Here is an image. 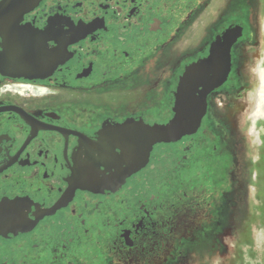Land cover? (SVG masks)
<instances>
[{
	"label": "flooded vegetation",
	"instance_id": "flooded-vegetation-1",
	"mask_svg": "<svg viewBox=\"0 0 264 264\" xmlns=\"http://www.w3.org/2000/svg\"><path fill=\"white\" fill-rule=\"evenodd\" d=\"M53 32L66 45L54 53ZM213 47L228 52L227 74L184 98L185 120H200L141 156ZM263 69L264 0H0V197L36 209L24 231L0 235V264L227 257L253 211ZM120 121L139 126L137 155L94 179L100 133Z\"/></svg>",
	"mask_w": 264,
	"mask_h": 264
},
{
	"label": "rangeland",
	"instance_id": "rangeland-1",
	"mask_svg": "<svg viewBox=\"0 0 264 264\" xmlns=\"http://www.w3.org/2000/svg\"><path fill=\"white\" fill-rule=\"evenodd\" d=\"M262 74L261 83L264 86V69ZM258 101L260 109L252 112L251 120L258 128L250 129L254 144L252 159L255 162L253 211L248 215L244 231L239 233L236 245L232 246L227 257L222 255V259L214 256L211 258L207 254L199 262L195 260L196 264H264V87Z\"/></svg>",
	"mask_w": 264,
	"mask_h": 264
},
{
	"label": "water",
	"instance_id": "water-1",
	"mask_svg": "<svg viewBox=\"0 0 264 264\" xmlns=\"http://www.w3.org/2000/svg\"><path fill=\"white\" fill-rule=\"evenodd\" d=\"M211 57L205 61H202L201 63L191 67L188 72L183 77L178 94H177V105H176V112L181 113V117L178 120H172L168 126L166 127H157L153 128L151 130V136H148L149 142L142 141L141 148L139 154L148 156L149 151L152 147V144L155 142H159L162 140L165 141H175L179 138H181L185 133H188L190 129H192V126L195 124V122L200 120L201 116H198V118L192 116L191 120L186 121L184 118V111L183 107L187 105L188 103H185L184 98L189 95H195L197 92H200V95H203L210 89H212L214 86L218 85L222 82L223 76L227 74V68H228V61L226 62L225 56H228V52H225L224 50L221 51V53H218L215 51V48L213 47L211 51ZM217 60H219L217 62ZM220 64L222 67L220 69L215 70L214 72H211L210 69L212 65ZM227 67V68H225ZM214 73V76L212 79L208 76L209 74ZM199 76V77H198ZM202 88V91L200 89ZM198 105V104H196ZM164 128H171V132H162L159 131L160 129ZM137 165L128 166L126 169V175H130L131 173L137 171L139 169V163L140 159L138 160ZM9 204H16V205H22L24 207L27 206L25 202L22 201H8ZM28 227V224L24 220H19L13 216L5 215V218L2 223H0V235H6V234H12V233H20L24 231Z\"/></svg>",
	"mask_w": 264,
	"mask_h": 264
},
{
	"label": "snow or ice",
	"instance_id": "snow-or-ice-1",
	"mask_svg": "<svg viewBox=\"0 0 264 264\" xmlns=\"http://www.w3.org/2000/svg\"><path fill=\"white\" fill-rule=\"evenodd\" d=\"M45 45L48 51L56 52L61 45H65L62 36L53 32L47 35ZM181 113L177 112L173 120H178ZM120 128H106L100 133L101 142L107 146L105 157L97 161L92 168V177L99 180L100 178L114 179L116 173L114 169V161H128L133 159L138 152L137 130L139 126L126 125L124 121L119 122ZM162 132H171V128L160 129ZM88 143H93L89 140ZM122 179V178H121ZM36 209L32 205L24 207L22 205L9 204L4 197H0V223L3 222L5 215L13 216L19 220L27 221L36 219Z\"/></svg>",
	"mask_w": 264,
	"mask_h": 264
},
{
	"label": "bare ground",
	"instance_id": "bare-ground-1",
	"mask_svg": "<svg viewBox=\"0 0 264 264\" xmlns=\"http://www.w3.org/2000/svg\"><path fill=\"white\" fill-rule=\"evenodd\" d=\"M222 2H223V1H222ZM259 86H261V88H262V87H264V86H263V85H261V84H260ZM256 91H257V92H259V91H260V90H259V87H258V88H256ZM259 93L261 94V91H260ZM259 97H260V96H259ZM258 100H259V99H258ZM259 109H260V101H258V103H257V105H256V108H254V109H253V112H254V111H256V112H257V111H259Z\"/></svg>",
	"mask_w": 264,
	"mask_h": 264
}]
</instances>
